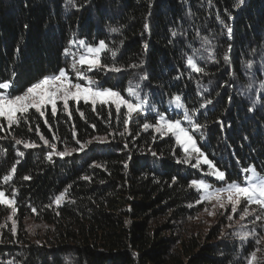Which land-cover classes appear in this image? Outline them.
Wrapping results in <instances>:
<instances>
[{
	"label": "trees",
	"instance_id": "obj_1",
	"mask_svg": "<svg viewBox=\"0 0 264 264\" xmlns=\"http://www.w3.org/2000/svg\"><path fill=\"white\" fill-rule=\"evenodd\" d=\"M79 40H104L116 54L102 62L122 69L89 72L95 85L122 96L137 89L148 111L125 126L113 105L80 101L55 117L48 107L47 124L35 110L12 127L1 120L0 191L16 211L0 205V264H244L251 241L224 242L213 231L174 245L164 232L194 216L192 181L243 184L249 167L264 177V0H0V83L18 95L68 70L65 49ZM190 56L203 72L188 67ZM176 95L184 107L169 109ZM185 110L204 125L192 134L225 173L219 184L194 161L177 163L185 154L170 135L143 128L160 115L181 121ZM41 135L70 154L56 155ZM23 220L39 230L30 234Z\"/></svg>",
	"mask_w": 264,
	"mask_h": 264
},
{
	"label": "snow or ice",
	"instance_id": "obj_2",
	"mask_svg": "<svg viewBox=\"0 0 264 264\" xmlns=\"http://www.w3.org/2000/svg\"><path fill=\"white\" fill-rule=\"evenodd\" d=\"M240 3H243V0H240ZM145 28L147 29V25H145ZM111 31L117 32L118 29L111 28ZM231 31L232 30L229 28L230 36ZM173 35H175V33H173ZM77 43L79 47L83 49V52L79 55L78 59H75L73 67L76 71L77 78L80 80H86L88 82V86H83L81 83H73L69 79L65 70L60 69L58 74L45 76L37 82L31 84L22 94L11 95L6 91H0V120L6 121L8 127H12L19 124L21 120L27 121L28 113L31 110H35V112L39 113L40 117H45V124H47L46 110L50 106L51 114L55 117L57 115L58 101L63 104L65 111L69 109V101H75L77 103L81 100L85 103L91 102L93 110H95L97 103L108 106L114 105L117 118L121 115L124 116L125 126L128 125L133 114H140L145 110V105L148 101L146 99H141L139 93L134 88L129 87L126 91L129 96L135 97V102L124 98L117 90L94 87L95 82L88 77L87 73L93 70L117 73L122 71V69L117 67L115 64L109 65L102 62L103 53L111 52L113 56L116 54L104 40H100L97 44H89L85 40H79ZM65 54H70V49H65ZM71 54L75 55L74 53ZM224 59L227 61L229 58L226 55ZM76 65H80L81 67L76 68ZM187 65L193 72L201 73L204 71L202 67L198 66L194 57H188ZM250 66L251 65H249V67ZM141 79H146V77H141ZM10 87V81L0 83V90H8ZM171 103H173L178 109L184 107L181 103V97L179 95L172 97ZM210 103H212V101L206 100L200 107L203 108ZM122 109H126V111L122 112ZM69 115L71 114L69 113ZM81 115L83 116V113H81ZM183 119L189 122L190 129L183 127L180 120H165L163 115L160 116L154 125L145 123L143 128L147 130L149 127H152L161 135H173L176 143L181 146L185 154L183 159L177 160V163L189 164L193 155H195L196 162L191 164V167H199L201 164L208 165L210 169L208 174L214 176L217 180L223 181L225 179V173L216 168L215 165L212 164V162L204 155V153L201 152L200 148L197 147L196 140L192 134L196 131H200L204 125L194 121L193 117L187 110L184 111ZM0 130H3V125H0ZM36 131L39 133L38 128ZM73 136L75 137V132L73 133ZM41 139L44 141L45 145H49V141L44 139L42 135ZM53 139H56V137H53ZM77 142L79 143V141ZM16 143H23L25 148H34L37 146L34 143L22 140H16ZM49 146L53 149V152L56 155L61 157L70 154L67 150L64 152H56L54 144ZM84 147L85 145L81 144L80 150H83ZM153 155H155V153ZM49 158H51V154ZM14 171L15 166H13L12 169V172ZM243 171L248 174L243 184L232 182L220 189H211V186L204 181H192L190 186L195 187L198 190H202L201 199L198 203L204 200L215 199L217 203L220 204V207L223 208L225 207V202L222 199V194L226 193L227 205L231 206L233 213L237 212V208L242 202H246L249 206L256 205L261 212H264V177L258 176L256 170L252 167L243 169ZM11 174L12 173H9V175L4 177L5 182L11 179ZM24 179H29V177H25ZM62 198L63 194L56 198L55 202L57 205L60 203ZM0 205L8 206L13 213L16 211L15 201L8 198L4 191H0ZM33 211L35 212V209H33ZM255 211V209L244 207L243 212L240 213L241 220L245 219L246 216ZM228 218L231 220L232 216H229ZM262 218L264 217L259 214L255 216V220H261ZM15 230V224L13 223V234H15ZM248 235H250V233H244L245 237ZM257 243H259V240H257ZM248 264H261V262L257 260L255 252L250 254Z\"/></svg>",
	"mask_w": 264,
	"mask_h": 264
},
{
	"label": "rangeland",
	"instance_id": "obj_3",
	"mask_svg": "<svg viewBox=\"0 0 264 264\" xmlns=\"http://www.w3.org/2000/svg\"><path fill=\"white\" fill-rule=\"evenodd\" d=\"M83 52V49L79 47L78 44L72 45L70 49V57H71V64L69 65V69L66 70L65 72L69 76V79L72 81V79H75L77 82L73 83H81L83 86H88V82L86 80H80L77 78L76 71L73 67L75 59H78L79 55ZM71 53H74L75 55H72ZM80 65H76V68H80ZM94 71V70H93ZM89 73V72H88ZM87 73V75H88ZM94 87H97L94 84ZM26 90V89H25ZM141 99H145L144 95L141 94L137 89H135ZM0 91H6L7 93L9 92L8 90H0ZM126 99L133 100L135 102V97L129 96L128 92L126 91L125 96H123ZM83 101V100H81ZM69 102H74L75 101H69ZM80 102V101H79ZM84 102V101H83ZM91 104V102H88ZM99 104V103H97ZM61 106L63 107V104L61 102H57V107ZM114 106V105H113ZM50 107V106H49ZM115 107V106H114ZM175 107V105L172 103L169 106V109ZM176 108V107H175ZM51 109V107H50ZM178 109V108H176ZM126 111V109H124ZM148 111L147 104L145 105V110L142 111L140 114H145ZM161 116V115H160ZM160 116L157 117V120L160 118ZM184 116V114H183ZM182 116L181 119V125L185 128H188L189 122L184 120ZM163 117L165 120H168L164 115ZM156 120V121H157ZM3 121V120H2ZM175 121V120H173ZM1 122V120H0ZM6 122V121H4ZM7 123V122H6ZM149 129V128H148ZM153 133L160 134L152 128ZM161 135V134H160ZM166 136V135H162ZM174 141L175 137L173 135H170ZM181 148V146L179 145ZM183 151V149L181 148ZM184 152V151H183ZM191 161L196 162L195 155H193ZM199 169L200 173L205 176L208 179H213V181L217 184L223 182L220 180H217L214 176L209 175L208 173L210 172V169L208 165L201 164L199 167H196ZM204 168V170H202ZM248 174H246L247 176ZM258 175V174H257ZM245 176V178H246ZM259 176V175H258ZM204 181V180H201ZM245 181V180H244ZM206 182V181H204ZM208 185L211 186V189H220L224 187L217 188L216 186H213L212 184L206 182ZM195 191H199V198L201 199V194L202 190H198L197 188L193 187ZM199 199V200H200ZM222 199L225 202V207H220V204L217 203L215 199L213 200H204L202 202H196L194 205V216L191 218H188L187 220H182V221H176L175 223H171L170 225H173L172 229H167L166 232H164L165 235L171 236L174 239V242L176 244H179V242H188L190 239H195V238H205L210 233H213V231H219V234L221 237H223L224 242L236 240V243H247L250 242L255 245V249L253 252L256 253L257 260L260 261L261 263L264 261V218L261 220H255V216L257 214L261 215L264 217V212H261V210L256 206V205H247L246 202H242L238 208L237 212L233 213L231 206L227 205V194H222ZM6 206V205H4ZM8 207V206H7ZM244 207H249L250 209H255L256 211L253 212L252 214L248 215L245 217V219L241 220L240 218V213L243 212ZM213 213V214H209ZM229 216H232V219L229 220ZM10 219V218H9ZM11 220V219H10ZM24 222V227L27 229V231L30 234H33V231L39 230L40 226L36 225L33 221L31 220H23ZM167 220L165 217L158 219L156 222L153 223V226L156 227L157 224H163ZM255 221V222H253ZM15 222L12 220V225ZM16 227V224H15ZM244 233H250L248 236H244ZM243 237V238H242ZM257 240H259V243H257ZM250 255H247L246 258H244L243 262L244 264H248V258Z\"/></svg>",
	"mask_w": 264,
	"mask_h": 264
}]
</instances>
